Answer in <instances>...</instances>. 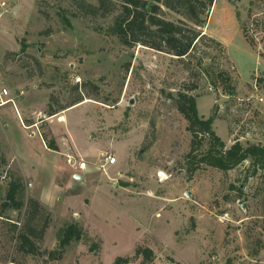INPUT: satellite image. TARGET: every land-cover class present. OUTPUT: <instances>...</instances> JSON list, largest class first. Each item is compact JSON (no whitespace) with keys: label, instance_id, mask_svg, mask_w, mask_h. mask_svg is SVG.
<instances>
[{"label":"rangeland","instance_id":"374dc122","mask_svg":"<svg viewBox=\"0 0 264 264\" xmlns=\"http://www.w3.org/2000/svg\"><path fill=\"white\" fill-rule=\"evenodd\" d=\"M121 3L0 0V88H8L17 107L23 101L37 110L49 138L56 140L55 126L68 140L64 127H70L77 164L63 156L60 173L87 177L75 187V199L60 204L79 218L64 219L34 195L32 179L0 149V264H114L118 257L121 264H264L263 170L253 175L250 158L229 170L203 164L190 174L192 133L171 97L189 91L200 114L216 112L213 126L227 146L237 138L264 145V0H214L204 26L162 5L166 18L206 33L196 54L184 58L122 43L113 30ZM78 96L84 99L64 115L68 108L59 109ZM49 103L59 110L51 116ZM0 118L11 150L16 139L39 148L40 137L26 138L14 102L0 107ZM108 153L114 163H106ZM13 179L23 183L21 208L7 199ZM30 197L52 212L36 253L18 249ZM71 222L79 236L60 245ZM140 246L152 248L154 258L145 259ZM52 249L61 256L51 258Z\"/></svg>","mask_w":264,"mask_h":264},{"label":"trees","instance_id":"16d2710c","mask_svg":"<svg viewBox=\"0 0 264 264\" xmlns=\"http://www.w3.org/2000/svg\"><path fill=\"white\" fill-rule=\"evenodd\" d=\"M121 2L122 6L115 17L113 30L122 43L132 45L140 42L156 50L172 53L179 58L195 55L198 42L206 33L184 19L175 21L166 18L161 14L162 5L184 14L195 24L204 26L207 22L208 11L214 4V0H121ZM104 5L105 0H100L99 6ZM214 41L222 48L221 41L218 39H214ZM199 61L203 63V57H200ZM218 73L224 80L231 81L226 70L220 69ZM229 88L231 91L235 89L231 84ZM171 97L178 110L188 121V129L192 133L190 149L186 153L187 170L190 174H193L203 164L229 170L250 158L254 167L252 174H257L259 169L264 172L263 144L249 143L245 145L237 138L230 146H227L213 126L216 112L208 117L200 114L197 97L192 92L181 90L177 95H171ZM83 99L82 96H78L59 110L73 106ZM59 110H55L49 103V115H53ZM205 140L207 145L203 148ZM47 143L49 147L58 149L54 138H48ZM1 156L2 160H5V157ZM21 191H23V183L19 179H13L7 191V199L11 200L16 208H21L25 204L18 197ZM3 205L6 206L5 201H3ZM27 208L28 219L24 224L23 231L18 235V249L36 253L39 250V243L44 239L51 223L52 212L35 197L29 198ZM36 218H40L44 222L39 226L35 223ZM78 231L77 223L68 224L63 229L64 235L60 240V245L67 243L74 235L79 236ZM137 252L142 253L148 261L154 258V251L150 247L140 246L137 248ZM61 253V250L52 249L49 251V256L59 258ZM122 260H124L123 257H118L114 264H121Z\"/></svg>","mask_w":264,"mask_h":264},{"label":"crops","instance_id":"0c3cea01","mask_svg":"<svg viewBox=\"0 0 264 264\" xmlns=\"http://www.w3.org/2000/svg\"><path fill=\"white\" fill-rule=\"evenodd\" d=\"M14 106L19 117V122L21 123L22 128L27 132V136L25 135L26 138L36 139L37 137H40V141L38 142L39 148L36 147V144H30L27 141L23 142L16 139L14 140L15 149L11 150L9 143L6 142L7 130H5V128H8V124H6L4 118H0V126L2 129L0 133L1 152L6 156L10 166L18 168L21 174L24 176L27 175V177L32 179L29 184L35 192L34 195L47 204L52 211H56L59 217L61 216L66 219L73 215L74 217L79 218L77 216H80V214L77 210L69 209V212H67L66 208L63 209L60 205L67 199H75V195L73 194L75 187L78 186L83 179H86L87 181V177L83 174H79L81 175L80 179L78 177L77 179H74L73 175H69V173H67V175L64 174L65 172L60 173L66 168V164L64 165L62 163V158L64 159L63 156L66 157L65 154L70 151L73 153V146H76L73 144L75 140L70 127L67 125L64 127V132L68 136V140L66 141L62 140L65 136L57 135L54 130L55 126L51 127V133L56 136V143L58 145V149H53L49 147L47 143L49 135L38 125L39 120L37 110L35 108L30 109L29 107H26L23 101H20V109L16 106L15 99ZM74 108L75 106L68 107V110L65 111L64 115ZM26 160L34 162V164H29V168L24 169L23 163ZM28 171L30 172V175H28ZM58 177H60L59 180H61L60 182H62V184L57 182ZM47 234L48 233H46V237Z\"/></svg>","mask_w":264,"mask_h":264},{"label":"built area","instance_id":"2783aa9c","mask_svg":"<svg viewBox=\"0 0 264 264\" xmlns=\"http://www.w3.org/2000/svg\"><path fill=\"white\" fill-rule=\"evenodd\" d=\"M80 77H78V80ZM10 94V91L8 90V88L6 87H3V88H0V107L9 103V102H14V99L12 97H7V95ZM263 99V98H262ZM66 158H67V162L73 167L76 166L77 164V157L76 155H74L73 153L69 152V153H66ZM105 161L106 163L108 164H111V163H114L116 161V157L112 154V153H108L106 156H105ZM79 166L81 168H85L86 167V164L84 161H81L79 162Z\"/></svg>","mask_w":264,"mask_h":264},{"label":"water","instance_id":"95a60500","mask_svg":"<svg viewBox=\"0 0 264 264\" xmlns=\"http://www.w3.org/2000/svg\"><path fill=\"white\" fill-rule=\"evenodd\" d=\"M131 103H133V100H131ZM77 177L80 179L81 178V175H77ZM187 195H190L189 191L186 192Z\"/></svg>","mask_w":264,"mask_h":264}]
</instances>
